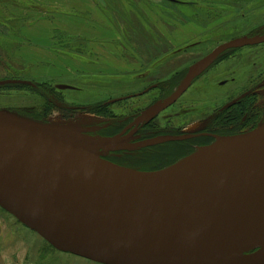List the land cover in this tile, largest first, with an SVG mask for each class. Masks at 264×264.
Returning <instances> with one entry per match:
<instances>
[{
  "label": "water",
  "instance_id": "water-1",
  "mask_svg": "<svg viewBox=\"0 0 264 264\" xmlns=\"http://www.w3.org/2000/svg\"><path fill=\"white\" fill-rule=\"evenodd\" d=\"M262 42L264 34L218 45L146 114L175 102L224 51ZM97 130L0 110V206L56 249L101 264H264V124L153 172L101 154L92 163L61 155L116 150L118 137ZM77 134L87 137H68Z\"/></svg>",
  "mask_w": 264,
  "mask_h": 264
},
{
  "label": "rangeland",
  "instance_id": "rangeland-1",
  "mask_svg": "<svg viewBox=\"0 0 264 264\" xmlns=\"http://www.w3.org/2000/svg\"><path fill=\"white\" fill-rule=\"evenodd\" d=\"M261 31L264 0H0V79L33 83L0 86V110L97 126L96 108L112 114L131 102L108 101L135 73L151 67L169 77L221 43ZM260 53L264 44L234 57L264 66ZM0 264L101 263L56 249L0 206Z\"/></svg>",
  "mask_w": 264,
  "mask_h": 264
},
{
  "label": "flooded vegetation",
  "instance_id": "flooded-vegetation-1",
  "mask_svg": "<svg viewBox=\"0 0 264 264\" xmlns=\"http://www.w3.org/2000/svg\"><path fill=\"white\" fill-rule=\"evenodd\" d=\"M263 34L261 31L245 36ZM263 44L224 51L194 78L175 102L155 114L146 113L161 105L179 87L190 66L169 77H162V70L153 71L151 67L135 75L131 73L134 78L127 91L108 101L131 102L111 111L112 114L109 110L106 112L105 105L98 110L99 130L92 133L104 138L118 137L117 149L103 150L101 157L120 166L153 172L214 144L218 137L247 133L263 125L264 66L240 60V55L234 57L241 49ZM246 57L244 54L243 58ZM227 60L228 63L222 65ZM77 108L79 106H74L72 111L77 113Z\"/></svg>",
  "mask_w": 264,
  "mask_h": 264
},
{
  "label": "bare ground",
  "instance_id": "bare-ground-1",
  "mask_svg": "<svg viewBox=\"0 0 264 264\" xmlns=\"http://www.w3.org/2000/svg\"><path fill=\"white\" fill-rule=\"evenodd\" d=\"M86 123H84L83 121H79L78 123H65V124H60V125H66L67 127H69L70 129H76L78 127H81L82 125H85ZM68 137H87L84 135H78L77 136H73V135H68ZM99 137V136H98ZM102 152H99L97 150H90V151H64L61 153V155L63 157L69 158L71 160L80 162V163H92L98 160V156L99 154H101ZM69 227V224H66Z\"/></svg>",
  "mask_w": 264,
  "mask_h": 264
},
{
  "label": "trees",
  "instance_id": "trees-1",
  "mask_svg": "<svg viewBox=\"0 0 264 264\" xmlns=\"http://www.w3.org/2000/svg\"><path fill=\"white\" fill-rule=\"evenodd\" d=\"M31 86V85H30ZM100 107H98V108H96V111H97V109H99ZM94 109V108H93ZM89 110H91V109H89Z\"/></svg>",
  "mask_w": 264,
  "mask_h": 264
}]
</instances>
